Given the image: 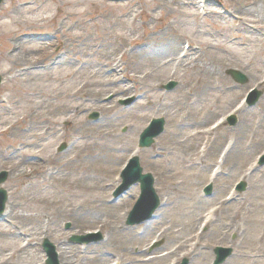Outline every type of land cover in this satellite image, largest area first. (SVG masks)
I'll return each mask as SVG.
<instances>
[{"label": "rangeland", "instance_id": "374dc122", "mask_svg": "<svg viewBox=\"0 0 264 264\" xmlns=\"http://www.w3.org/2000/svg\"><path fill=\"white\" fill-rule=\"evenodd\" d=\"M56 1L55 4L52 0H5L0 5V14L5 7L12 6L15 8L16 10L11 15V19L17 21L33 16L32 13L22 12L21 8L26 5H29L27 8L36 10L46 5L51 6L52 13H49V15L56 13V6H60L65 10L61 18L42 24L46 28L45 30L57 32L56 38L62 45L58 47L43 46L39 52L27 54V57L35 62L27 67L22 66L15 69L9 59L8 61L5 60L4 57L13 52L12 45L14 44L13 40H8V42L0 39V76L2 78L0 101L5 98V94L8 96L6 102L1 104L0 120L10 119L9 109L13 113L18 112V110L21 111L19 109L21 107L29 110L30 108H28L26 102L30 101L33 106L38 101H47L50 93L57 95L58 90H74L73 87L80 88L82 80L85 79V73H81L82 79L81 77L64 78V71L68 68L70 61L75 60L76 63H81L82 59L78 54L80 50H88L94 46V49L100 53L106 44L112 46L119 52L117 59L120 61L122 57V63L124 64L122 76H125L126 79L132 77L141 80L144 87H147L154 81L152 82L149 78L143 80L142 73H149L153 69L148 63L143 67H139L138 63L136 64L137 60L130 58L136 55V52H140L145 46L159 45L162 42L177 43L180 51L185 49V52H187V44L191 48L203 46L206 38L201 33L202 30H211L215 27V24L223 25L218 16L205 17L202 15L203 8L201 7L197 13L188 10L186 15L180 16L171 14L170 9L162 12L155 0H106V5L104 0H101L97 7L94 5L64 7L60 0ZM205 1L197 0L196 3L200 6L210 5L220 16H228L232 20V29L224 31L225 37L220 40L228 43L229 46H232L229 43L235 37L243 38V41L246 42L245 46L240 42L238 47H232L231 50L235 52L232 55L217 49H208L204 52L205 58L210 59L216 65L220 61L227 62L222 74L233 85L239 87L237 91L240 95L238 102L241 104L245 103V98L251 89L258 88L261 92L258 103L254 106H247L244 112L247 124L244 127L246 136L243 142L245 145L258 146V148L251 157L240 161L243 167L231 173L227 172L224 177L216 178L215 171H213L215 167L213 166L215 164L219 166L222 158L216 155L213 159L211 158L212 161L207 162L206 159L199 156L196 144H194L196 157L191 155V158L193 160L196 158L198 161H196L195 168L188 171L185 168L186 165L181 164V156L175 152L166 151L161 155L158 154V151H161L164 146L172 144L171 141L164 139L163 133L165 131L156 139L151 148L139 149V136L149 126L152 119L163 118L166 123V130L172 127V117H166L162 112L158 113L160 107L158 110L151 109L147 113L127 112L125 109L132 105L135 97L133 95L123 96L122 99L115 102L114 106L120 113L111 121V125L116 127L117 135H120L125 143V149L116 154L118 160L115 174L106 175L104 172L106 169L105 161L98 160L100 157L94 158L97 160L87 158L90 152L87 149L91 146L90 141L85 143L87 148H75L78 143H80L78 145H83L85 138H92L98 131V128L93 124H96L102 118V112L100 110H90L84 113L80 120L91 126H88L89 129L84 128V130L80 129L79 131L73 125L65 124L64 117L58 116L56 119L60 120L59 126L42 143V145L52 143L44 156L51 155L54 157V161L50 160L47 164L39 163V167L33 166L30 175L14 183L11 178L13 174L11 169L19 163L18 159L24 158V156L18 154L10 160L0 158V174L3 172L7 174V180L0 186V189L5 190L7 193L4 211H6L9 202L26 204L31 215L55 214L62 210V205L70 203L80 204L84 202L92 207L91 202L100 196L99 191H89L82 188L72 190L70 185L74 184L77 187L82 186V184L99 185L102 182H108L109 185L112 184V188L104 197L109 206L113 208V214L116 216L117 214L123 215L124 217L115 230L118 231V229L123 228L129 230V234L126 236L115 232L113 237L111 234L110 239H113L114 245L122 242L131 243L133 257L137 255L141 248L146 251L148 257H155L156 253L157 255L164 254L168 248L180 247L176 255L167 259L163 264H182L184 260L187 261V264H214L216 259L214 250L223 248L231 250L232 254L222 264H264V165L259 164L264 155V85L259 87L258 84H255L257 81L264 80V24L258 17L261 13L260 9L264 7V0H211L210 3H205ZM107 4L117 5L118 10H111L107 13ZM120 4H126L127 6L123 9L119 7ZM251 4H255L253 8L257 9L254 16L258 17L256 19L253 16H245L241 12V6L246 5L251 8ZM76 11L81 12L82 16H76ZM102 14L104 15L99 18ZM234 17L241 19V21L235 20ZM4 21H8V19L1 18L0 23ZM242 21L244 24H242ZM24 28H27V26L24 25ZM247 31L256 32L260 37V43L249 36ZM133 50L135 52L132 53ZM233 56L237 58H233ZM56 62H61V65L52 70V65ZM34 64L36 66H33ZM13 68L15 70L10 75L4 74L6 69ZM26 69L31 70L24 72ZM230 69L238 70L244 74L245 84L235 82L227 74ZM170 75L159 78L163 82L159 86L158 93H171L179 89L178 95H182L181 93L185 88L183 89L184 85L181 83H185L189 79L188 74H185L181 69H177L175 79H169ZM8 77L12 78L10 82L11 89L3 92V82ZM110 78L107 79V82ZM171 83H175V86L168 89L167 87ZM130 84L134 87L133 83ZM107 85L106 89L109 90L120 88L119 84H113L112 82ZM135 89H138V87L135 86ZM241 89H244V91L241 92ZM31 91L36 94L33 97L34 101L30 100L33 99L30 98L32 96ZM112 98V94H107L101 101L109 103ZM70 103L71 105L77 103H83L84 106L88 105L81 95L71 100ZM221 106L222 119L220 121L226 119V128L237 129L242 123L240 114L236 115V123L231 126L228 123V116L233 104L230 107L228 105L225 107L224 104ZM196 108L200 109L201 106L198 105ZM46 112L47 110L43 109L34 110V113L28 111L24 122L20 120L17 125L15 124L14 129L0 135V149L16 150L26 141L25 138L27 137L37 141V137L43 132V129L36 128L32 123L38 121L39 117L45 115ZM95 114H97V117H93ZM141 114L147 117V122L140 133L135 134L132 128L140 125L138 115ZM211 122L209 125L207 124L208 128L214 129L217 123L213 125L215 121L212 120ZM28 128H31L29 132L27 131ZM72 144L74 145L71 148ZM63 146H65L64 150L60 152L59 150ZM185 150L189 152L188 148L179 151L183 155L181 159L184 158ZM133 152H137L144 173H150L153 176L155 192L160 202L163 203L164 199L166 202L168 199V204L167 206L162 204L150 220L129 226L126 224L127 219L141 193L139 184L132 186L117 200L113 195L121 185V182L117 183V179ZM69 159L74 160L70 166H67L66 161H69ZM252 166L253 169L256 167V171H251ZM190 173L194 176L189 177ZM240 182L245 183V190L234 192ZM210 185L213 188L212 194L207 195L205 190ZM199 197L206 201L202 206L197 204L196 199ZM232 197L235 199L231 200ZM215 209L218 210L216 214L213 212ZM161 214H164L166 219L165 222L159 224L160 222H157V219ZM208 214L214 216L213 221L209 223L206 219ZM105 215L103 213L99 215L98 223L101 220L114 228V220L105 217ZM4 218L3 213L0 215V228L10 230V226L4 223ZM193 220H196V225L194 229L190 230L186 225ZM152 221H156V224H152ZM148 223L152 224L150 231L144 232V227ZM171 227H173L172 231L177 232L176 239H172L173 242L168 243L164 239L159 240L155 235L157 229L163 230ZM153 229H156L154 233H150ZM42 230L43 233L40 231L36 238L33 250L37 255L38 260H36L38 262L36 261L33 264H45L47 256L42 247L44 240H48L54 246L58 264H61L58 254L61 241L78 251L79 264H86L85 259L96 262L91 259L93 255L88 254L90 245H97L101 242L106 243L108 239L107 230H101L95 226L80 231L74 227L71 218L64 216L57 219L56 225L51 226L49 233H46V229ZM56 233H59V235L56 236ZM98 235L101 237H98ZM73 236H86L91 242L84 244L72 243L70 239ZM4 244L0 240V248ZM7 244L16 247L14 241H9ZM129 260L133 261L131 258L128 259V262ZM113 264H118V262L115 261Z\"/></svg>", "mask_w": 264, "mask_h": 264}, {"label": "bare ground", "instance_id": "6f19581e", "mask_svg": "<svg viewBox=\"0 0 264 264\" xmlns=\"http://www.w3.org/2000/svg\"><path fill=\"white\" fill-rule=\"evenodd\" d=\"M52 1H54L55 4L57 2L56 0ZM100 1L101 0H60L64 7H69L71 5H94L97 7ZM155 1L158 3V8L162 10V12L170 9L171 14H177L180 16L186 15L188 10H193L197 13L199 9L203 8L202 15L205 17L218 16V19L223 22V25L215 24V27L211 30H202L201 33L206 38L203 46L199 48H190L187 52H185V49L180 51L177 43L170 44L164 42L159 45L145 46L140 52H136L137 54L130 58L136 59V64L138 63L137 65L139 67H143L148 63L152 67L151 69H153L149 73H142L144 76L142 77L143 80L149 78L152 82L154 81V83H151L147 87H144L141 80L132 77L126 79L124 78L125 76H122L124 73L122 70L124 66L122 63V57L120 61L117 59V54L119 52L112 46L104 44V49L100 53L94 49V46L90 47L91 49L88 50H80L78 54L80 55V59H82L81 63H76L75 60L72 62L70 61L68 68L64 71V78L81 77L82 79V76L80 75L81 73H85V79L82 80L80 88L75 87V89L73 87L74 90H58L59 92L57 95L50 93L47 101H38L33 106L30 101L26 102L28 108H30L29 110L21 107L19 108L21 111L18 110V112L13 113L11 112V109H9L8 112L11 116L10 119L0 120V135H4L14 129L15 124L17 125L20 120L24 122L25 115L28 111L34 113V110H47L45 115L39 117L38 121L32 123L36 128L43 129V132L38 135L37 141H33L32 138L27 137L25 138L26 141H24L16 150L11 149V151H8L0 149V158L5 160H10L13 157L18 156V154L24 156V158L18 159L19 163L11 169L13 173L11 178L14 183H17L21 178H26V176L30 175V170L33 166L39 167V163L47 164L50 160H55L51 155L44 156L48 152L52 143L46 145H42V143L46 140V137L53 134L56 131V127L59 126L60 120H57L56 117H64V123L73 125L78 131L80 129L84 130V128L89 129L91 125L84 123V121L80 119L83 117L84 113L90 110H100V112H102V118L96 124H93L98 128V131L92 136V138H85L83 145H78L80 144L78 143L75 148H85V143L90 141V148L86 147L90 151L88 154L89 157L87 158H90V160H97L94 158L100 157L98 160L105 161L106 169L104 172L106 175L115 174L117 172L116 162L118 160L116 154H119L125 149V143L121 136L117 135L115 130L116 127L111 125V121L118 113H120V111L114 108L115 102L118 99H122L123 96L130 95H133L135 100L129 108L125 109V111L147 113L151 109L158 110L160 107L158 113L162 112L166 117H172V127L166 129L163 133L164 139L171 141L172 144L164 146L161 151H158V154L161 155V153L169 151L175 152L182 157L183 155L180 154L179 151L188 148L189 152L185 150L186 153L184 152V158L181 159L180 157L181 164L184 166L186 165L185 168L188 171L194 169L197 164L196 161H198L196 158H194V160L191 158V155L192 157H196L193 147L194 144H196L199 156L206 159L207 162L212 161L211 158L213 159L216 155H219L220 157L222 155L216 178L226 176L227 172L231 173L234 170L241 169L243 166L240 161L244 158L251 157L252 154L256 152L258 146L254 147L252 145H245L243 142L244 137L246 136L244 127L247 124V119L244 118V112L246 111L248 104H241L238 102V99L240 98V95L237 92L239 87L233 85L231 81L222 74L225 66H227V62L220 61L216 65L204 56V52L208 49H217L223 53L232 55L235 54V52L231 50L232 47H238L240 42L245 46L246 42L243 41V38L239 37H235L231 40L229 44L232 46H229L228 43H224V41L220 40L225 37L223 34L224 31L232 29V20L230 17L220 16L210 5L200 6V4L196 3L197 0ZM210 2L211 0L205 1V3ZM104 3L106 5V0H104ZM251 5V8H248L246 5L241 6V12H243L245 16H255L257 9L253 8L255 7V4ZM28 6L29 5L23 6L21 10L25 13H32L33 16L30 18H23L21 21L11 19V15L14 14L13 12L16 10L12 6L5 7L0 14V20L1 18L8 19V21L0 23V39L6 41L13 40L14 44L12 45L13 52L4 58L6 61L9 59V62L14 65L15 69L22 66L27 67L35 63L27 57V54L29 55L39 52L43 46L58 47L62 45L56 38L57 32L45 30L46 28L42 26V24H46L50 20L61 18L64 15L65 10L60 6H56V13L54 15H49V13H52L51 6L46 5L39 8L38 10L41 11L27 8ZM125 6L127 5H119V7L123 9ZM117 8V5L107 4L106 12L109 13L111 10L113 11ZM260 12L261 13L258 17L264 24V7L260 9ZM75 15L78 17L82 16L81 12L77 11ZM103 15L104 14L99 18ZM258 17L254 18L256 19ZM234 18H236L235 20L237 21H241V19H238L237 17ZM242 24H244L243 21ZM24 25H26L27 28H24ZM247 34L253 37L257 43H260V37L256 32L247 31ZM133 52H135V50H133L132 53ZM233 58L237 57L233 56ZM60 65L61 62H56L52 65L51 69L54 70L55 67ZM33 66H36V64ZM15 69H6L5 73H3L5 75H10ZM177 69H181L185 74H188L189 78L185 83H181L184 85L183 89L185 88L181 93L182 95H178L179 89H176L171 93H158L159 86L163 82L159 78L171 74L169 79L173 80V78L175 79ZM29 70L31 69H26L24 72ZM108 78H110L108 81L109 83L107 82ZM11 80L12 78L10 77L4 80L3 92L10 91ZM111 82L113 84H119L120 88L114 90L106 89L108 86L107 84H111ZM130 83H133L134 87ZM255 84H258L259 87L263 86L264 80L261 82L257 81ZM135 86H137L138 89H135ZM243 91L244 89H241V92ZM31 93L32 96L30 98H33L36 94L33 91H31ZM107 94H112L113 98L111 102L104 103L101 100ZM78 95H81L84 102L88 103L87 106H84L83 103L71 105L70 101L75 99ZM4 97L5 98L0 101V107L2 103L6 102L8 97L7 94H5ZM30 100L34 101V98ZM222 104H224L225 107L227 105L230 107L233 104L228 119L230 116L240 114L242 123L237 129L226 128V119L220 121L222 119V114L220 112L222 110ZM198 105L201 106L200 109L196 108ZM138 116L140 125L136 128H132L135 134H139L140 130L147 122V117L144 114ZM210 120L215 121L213 125L216 123L218 124L216 128H208V125L211 122ZM29 130H31V128L27 129L28 132ZM95 136H97V138H95ZM81 138L83 139V137ZM73 145L74 144L71 145V148ZM73 160L74 159L67 160V166H70ZM216 166L217 164L213 167ZM251 171H256V167L253 169L252 166ZM192 176L194 175L190 173L189 177ZM117 183H119V178L117 179ZM75 188H82L89 191L98 190L100 196L91 202L92 207L84 202L80 204H64L61 207L62 210L55 214L31 215L29 214L26 204L15 202L8 203L6 211L4 212V223L10 226V230L7 228H0V240L5 243L0 248V264L35 263L38 258L33 250L37 240L36 238L40 234V231L43 233L42 229H46V233H49L51 226L56 225L57 219L63 216L71 218L74 227L80 231L95 226L101 230L105 229L108 231V239L106 243L101 242L97 245H90L88 248V254L90 253L89 255H93L91 259L96 262L94 263L85 259L87 261L86 264H113L115 261H117L118 264H132L134 262L137 264H163L167 259L176 255L180 249V247L168 248L165 250L164 254L157 255L156 253L155 257H148L145 253L146 251L141 248L137 255H134L133 257V247L131 243L127 244L122 242L121 244L114 245L113 239H110L111 234L113 237L115 232L122 236L129 234L127 228L118 229V231L115 230L121 224L124 217L123 215H114L113 208L109 206V203L104 197V195L112 188V184L109 185L108 182H102L99 185L82 184V186L77 187L74 186V184L70 185V189L75 190ZM25 191H27V189H25ZM234 199V197L231 198V200ZM196 200L199 206H202L206 202L200 197ZM163 204L167 206L168 199L166 202L164 199ZM216 212H218L217 209L214 210V214H216ZM101 213L106 214L105 217L114 220V228L107 223L102 222L100 219V222L98 223V217ZM165 219L164 214H161L158 217L157 222H160L159 224H161L165 222ZM206 219L207 223L212 222L214 216L208 214ZM152 224H156V221H152ZM152 224L148 223L144 227V232L150 231ZM195 225L196 220H193L186 226L188 229L192 230L195 228ZM172 228L173 227L165 228L163 230L157 229L155 235L159 240L164 239L168 243L173 242L172 239H176L177 232L172 231ZM155 230L156 229H153L150 233H154ZM58 235L59 233H56V236ZM9 241L16 242V247L14 248L11 245H8L7 242ZM58 252L61 264H79L78 251L69 247V245L64 244L62 241ZM129 258L133 259V261L129 260L128 262Z\"/></svg>", "mask_w": 264, "mask_h": 264}, {"label": "water", "instance_id": "95a60500", "mask_svg": "<svg viewBox=\"0 0 264 264\" xmlns=\"http://www.w3.org/2000/svg\"><path fill=\"white\" fill-rule=\"evenodd\" d=\"M4 0H0V5L3 3ZM121 1V0H117ZM228 74L232 76V78L241 84L245 83V77L236 70H229ZM1 77H0V85H1ZM174 84H171L170 87H173ZM261 96V93L255 92L249 101L250 105H254L258 102L259 98ZM232 124H235V118L230 119ZM165 121L163 119L154 120L153 124L150 128L146 129L140 136L139 141V147L141 149L144 148H150L155 143V138H157L163 131H164ZM63 146L60 151L64 150ZM264 163V159L262 161ZM7 179V174L2 173L0 175V184L4 183ZM141 184V191L142 195L135 206V209L131 213V219L128 221L129 225L140 223L144 220L150 219L152 214L155 212V210L159 207L160 201L154 191L153 185L154 180L151 174H143V169L140 166L139 158H133L128 166V168L123 173V185L119 188L117 191V194H115L116 197H119L122 195L125 191H127L130 186H132L135 183ZM245 185L240 186V190H244ZM211 191V188L208 189V192ZM7 201V194L4 190H0V213L5 208V203ZM141 212L143 214L142 218L138 221L133 220V216L137 213ZM71 242L73 243H83L88 242L86 238L81 237H72ZM44 249L48 255V260L46 264H58L57 263V255L55 253V249L48 241H45L44 243ZM215 253L217 255V260L215 264H221L223 263L227 257L231 254V250H224L222 248H217L215 250ZM184 264H187V261H184Z\"/></svg>", "mask_w": 264, "mask_h": 264}]
</instances>
